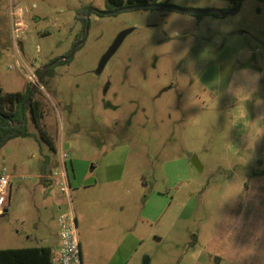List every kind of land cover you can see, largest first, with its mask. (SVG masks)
<instances>
[{
    "label": "rangeland",
    "instance_id": "374dc122",
    "mask_svg": "<svg viewBox=\"0 0 264 264\" xmlns=\"http://www.w3.org/2000/svg\"><path fill=\"white\" fill-rule=\"evenodd\" d=\"M159 2L233 9L231 0ZM91 8L108 10L106 0H0V87L25 93L35 85L29 70L54 64L35 98L57 148L27 112L35 135L0 149V173L12 176L0 250L57 247L58 208L69 205L42 165L64 149L77 175L73 201L104 170L123 172L127 264H264V0L224 17L92 12L85 43L55 64L73 53Z\"/></svg>",
    "mask_w": 264,
    "mask_h": 264
},
{
    "label": "crops",
    "instance_id": "0c3cea01",
    "mask_svg": "<svg viewBox=\"0 0 264 264\" xmlns=\"http://www.w3.org/2000/svg\"><path fill=\"white\" fill-rule=\"evenodd\" d=\"M58 164V155L56 158L51 157L49 162L44 160L42 165L44 176L51 180L48 174L54 171ZM70 165L72 166L71 176L76 180L77 175L74 171V165L72 162ZM96 173L97 171L92 172L91 176L93 175L94 178ZM102 175L106 177L104 180H100V183L95 181L94 184L87 185L86 189L89 188L90 190L86 194L76 196L77 191L74 194L75 201L72 200V208L75 212L80 237L83 264H127L125 259L126 250L123 245L124 236H122V240H119L120 227L123 228L124 218L123 211L119 210L118 195L120 192L119 184L123 181L124 174L120 169L114 168L104 170ZM111 186L114 190H111ZM90 191L91 195H89ZM62 209V206L59 205V215L56 220L57 247H50L55 254L60 247L58 218Z\"/></svg>",
    "mask_w": 264,
    "mask_h": 264
},
{
    "label": "trees",
    "instance_id": "16d2710c",
    "mask_svg": "<svg viewBox=\"0 0 264 264\" xmlns=\"http://www.w3.org/2000/svg\"><path fill=\"white\" fill-rule=\"evenodd\" d=\"M231 2L232 5L235 6L238 0H231ZM145 3H159V0H106L108 10H116L125 6ZM83 22L85 28L86 20L84 19ZM69 60H59L58 63L69 62ZM52 68L53 67H51L47 73L43 70H37L41 81L45 75L51 72ZM30 92L31 88H28L25 93L19 92L10 95L4 94L0 87V149L16 138H27L35 135L30 131L28 126L27 112H30L35 128L39 131L44 141L56 152L57 148L44 128L42 103L35 99L38 90H33L29 102L26 103ZM50 160V155L45 157V162H49ZM55 255L54 250L50 247L2 249L0 250V264H52Z\"/></svg>",
    "mask_w": 264,
    "mask_h": 264
},
{
    "label": "built area",
    "instance_id": "2783aa9c",
    "mask_svg": "<svg viewBox=\"0 0 264 264\" xmlns=\"http://www.w3.org/2000/svg\"><path fill=\"white\" fill-rule=\"evenodd\" d=\"M29 71V81L32 84H38L36 68ZM71 162L69 152L61 149L58 167L49 176L66 196L69 205L68 210H61L58 218L60 247L53 258L52 264H83L78 226L75 212L72 208ZM11 182V175L0 173V215L5 213L9 207L12 188Z\"/></svg>",
    "mask_w": 264,
    "mask_h": 264
},
{
    "label": "water",
    "instance_id": "95a60500",
    "mask_svg": "<svg viewBox=\"0 0 264 264\" xmlns=\"http://www.w3.org/2000/svg\"><path fill=\"white\" fill-rule=\"evenodd\" d=\"M242 2H243V0H238L236 6L232 10H230L228 12H223L221 10H189V9H183V8L175 6V5H169V4H164V3H145V4L134 5V6H125V7H122V8L116 9V10H111V11H101V10L96 9V8H91L87 12V18L88 19L90 18L92 12H96V13H98L100 15H116V14H118L120 12H123V11L136 10V9H164V10H174V11L189 13V14H193V15L218 14V15L224 17V16L232 15L233 13L237 12L240 9V7H241ZM88 29H89V20H88V23H87V32H88ZM133 31H134V29L126 30V31L122 32L117 37V39L115 40V42L113 43L111 48L102 57L101 62L99 64V67L96 70V72L98 74H100L103 71V69L105 68V66L109 62V60L118 51V49L120 48V46L122 45V43L124 42L126 37L130 33H132ZM78 46L79 45H77L76 47H78ZM75 48L73 49V52H74ZM72 56H73V53L68 58H63L62 60H68V59L72 58ZM56 63L57 62H55V64ZM52 65H54V64H52ZM32 89H34V87Z\"/></svg>",
    "mask_w": 264,
    "mask_h": 264
},
{
    "label": "flooded vegetation",
    "instance_id": "af4514ba",
    "mask_svg": "<svg viewBox=\"0 0 264 264\" xmlns=\"http://www.w3.org/2000/svg\"><path fill=\"white\" fill-rule=\"evenodd\" d=\"M160 3V2H159ZM167 4H169V5H172L171 3H167ZM233 6V5H232ZM236 6V5H235ZM235 6H233V8L235 7ZM164 10V9H163ZM106 11H111V10H106ZM88 12V11H87ZM93 13H95V14H97V15H99V16H105V15H100V14H98V13H96V12H93ZM92 15V14H91ZM85 20H86V26H85V28L83 29V35L82 34H80V37H79V39H77L76 41H75V43H74V47H76L77 45H79L78 47H76L75 48V50H74V52H73V56H74V54H75V52L85 43V41H86V36H87V13H86V18H84ZM89 20V19H88ZM73 56H72V58H73ZM71 59V58H70ZM62 60V59H61ZM69 60V59H68ZM67 60V61H68ZM59 62V61H58ZM57 62V63H58ZM52 66H46V68L43 70L45 73H47V71L51 68ZM48 69V70H47ZM36 73H37V68H36ZM97 73V72H96ZM41 78H38V84H36V85H34L33 87H34V89H37V86L40 84V80ZM33 87H31V92L29 93V96H28V99H27V101H26V103H28L29 102V100H30V98H31V94H32V92H33V90L34 89H32ZM38 90V89H37ZM38 94V93H37ZM36 99V98H35Z\"/></svg>",
    "mask_w": 264,
    "mask_h": 264
},
{
    "label": "clouds",
    "instance_id": "9594fccd",
    "mask_svg": "<svg viewBox=\"0 0 264 264\" xmlns=\"http://www.w3.org/2000/svg\"><path fill=\"white\" fill-rule=\"evenodd\" d=\"M243 71V70H242ZM250 75H252L251 73H250Z\"/></svg>",
    "mask_w": 264,
    "mask_h": 264
}]
</instances>
